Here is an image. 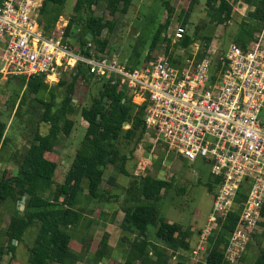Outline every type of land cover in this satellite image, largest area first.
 Here are the masks:
<instances>
[{"label": "trees", "instance_id": "1", "mask_svg": "<svg viewBox=\"0 0 264 264\" xmlns=\"http://www.w3.org/2000/svg\"><path fill=\"white\" fill-rule=\"evenodd\" d=\"M5 0H0V5ZM135 0H77L73 15L68 19L65 29V43L74 49L81 50L85 56H90L91 50L87 48L92 43L97 54L110 53L111 42L109 37L103 38L107 31L113 34L117 25L119 14H128ZM67 0H44L41 9L40 23L47 35L56 32L57 24L61 17ZM251 8L247 19L241 24L237 36L236 45L247 51L259 35L264 31V0H245ZM198 0H190V7L180 10L181 25L188 28L192 25L191 17ZM105 4L106 14L97 15L96 9ZM169 16L165 24H161L155 33L150 45L152 56L147 55L142 60V55L136 52L130 58L129 69L134 70L140 65L147 66L157 59L160 45H167L168 53H171L172 61L176 56L183 60L191 57L188 49L197 45L201 33L206 28L197 26L194 34H186L178 43L173 44L166 32L174 22L176 10L166 2ZM206 7L210 24L226 26L234 18V5L231 0H207ZM96 8V9H95ZM77 30V31H75ZM205 42L201 48L197 60L202 61L212 48L214 38L202 36ZM172 47L186 49V52L176 54L170 52ZM178 63L181 62L177 60ZM5 77L1 73L0 77ZM68 76V77H67ZM11 77V76H10ZM20 81L23 87L22 94L14 93L16 100L8 106L15 111V117H22V108L32 98L38 105L46 108L41 118V123L49 125V133L43 135L38 125L33 131L32 141L24 153L18 154L19 170L17 173L9 172L0 177V203L9 200L18 203L25 200V210L16 214L11 225L4 233L8 239L7 246L0 247V264H3L4 256L11 254V262L16 258L14 242L22 243L29 229H37V238L30 250V264H78L82 251H78V244L71 235V227L82 221L84 210H80L79 200L85 191L92 201L99 204H108L119 199V196L111 195L113 188L118 187V177L110 175L114 170L119 175L131 179L125 189V202L122 207L125 219L122 225L123 238L121 245L127 246L130 258L124 264H189L190 254H194L191 240L200 235L204 226L193 225L185 228L183 225L170 222L161 215L159 203L173 187L171 181L156 175L137 177L135 170L136 152L146 135L145 106L136 105L129 93L120 84H112V81L96 79L85 65H78L77 69L65 74L58 84L51 85L46 82V77H12ZM54 80V78L52 77ZM100 84L98 95L93 97L88 107H83L81 116L88 124L86 135L77 150L70 167L66 173L64 183L56 182V174L61 165L62 157L56 148L63 137H70L76 129V121L73 116L77 112L75 101L79 83L92 84L93 81ZM58 90H62V101L58 103ZM41 98H48L44 101ZM8 142V124L0 119V152ZM159 155H164L162 152ZM156 155L154 166L158 167L160 160ZM221 179L212 176L206 183L208 192L216 200ZM185 188H178V194L186 193ZM247 195L244 188L239 192L238 205L246 201ZM242 212L239 206L226 220L220 219V226L209 239L206 257L197 264H231L226 259V249L230 245L231 234L238 226ZM263 221L259 228H264V206L262 208ZM157 229L156 239L153 242L150 236L151 228ZM196 228V232L193 228ZM255 232H253L252 236ZM110 235L105 234L100 243L92 247L89 244L82 245L81 250L94 248V253L99 259L111 256L109 246ZM247 253L242 256L238 264H246L250 249L247 245ZM253 264H264V248H259ZM170 252V253H168ZM246 252V251H245ZM107 264H119L118 260L111 259Z\"/></svg>", "mask_w": 264, "mask_h": 264}, {"label": "built area", "instance_id": "2", "mask_svg": "<svg viewBox=\"0 0 264 264\" xmlns=\"http://www.w3.org/2000/svg\"><path fill=\"white\" fill-rule=\"evenodd\" d=\"M43 4L44 0H5L0 5L1 73L44 75L54 85L83 64L96 78L122 85L136 105L146 108V135L139 150H149L153 159L159 151L190 163L203 159L211 175L222 181L199 250L206 252L211 235L221 228L220 219L242 207L225 252L228 262L238 264L263 221L264 31L247 51L232 45L219 54L211 48L198 61L197 44L191 47V57L176 56L173 62L171 53L164 51L147 66L130 70L110 54H97L92 43L87 46L90 56L65 43L68 20L59 21L57 31L47 35L40 23ZM187 33L176 23L168 38L175 44ZM179 51L183 55L186 49ZM146 172L147 163L140 162L135 175L145 177ZM242 188L247 198L238 205Z\"/></svg>", "mask_w": 264, "mask_h": 264}, {"label": "rangeland", "instance_id": "3", "mask_svg": "<svg viewBox=\"0 0 264 264\" xmlns=\"http://www.w3.org/2000/svg\"><path fill=\"white\" fill-rule=\"evenodd\" d=\"M76 1L67 0L60 22L62 19L67 21L74 14L73 10ZM244 1L231 0V3L234 5L233 20L226 26H215L210 24L208 9L206 7L207 0H198L190 20L192 25L187 28V34H194L197 26L203 27L205 25L206 28L201 33V38L197 44L202 48L205 44L202 36H212L214 38L212 48H215L219 54L226 52L232 45H236L241 24L246 21L247 15L251 11V8ZM166 2L170 3L176 10L173 19L174 22L170 28L176 23L182 24L180 22V10L183 7L184 9L189 8L190 0H135L128 14H119L117 16V25L113 34H109L107 31L103 34V38L109 37L110 39L111 51L109 54L111 57H115L121 63L129 66L132 63L130 62V58L136 52L141 53L142 60L147 55L152 56L153 53L150 52L152 39L160 25L165 24L169 16L168 8L165 5ZM105 9V4L96 9L97 15L106 14L108 19L111 20V16ZM169 30L166 32L167 35L169 34ZM179 50L181 49L172 47L170 52L180 54L181 52ZM164 51L168 52L166 44L160 45L158 55ZM188 51H192V49L190 48ZM3 66V61L0 59V69ZM96 79L99 81V78ZM3 82L5 86L0 87V119L8 124V142L6 149L13 155V159L7 164V169L17 173L20 160L18 154L24 153L31 143L33 131L40 125L43 135H47L49 133V125L40 122L46 112V108L38 105L31 97L28 98V102L22 108V117H15V111L13 109L6 110V106L8 104L10 105L17 98L14 93L22 94L23 87L20 81L12 79V77H5ZM100 84L94 80L92 84L86 85L81 82L78 85L77 99L75 101L77 112L73 116V119L77 123L76 129L68 139L61 138L59 142V146L64 148L62 152L64 153L65 160L67 155H72L71 158H74L85 138L87 129L85 125L88 124L83 121L81 110L83 107L91 105L93 97L98 95ZM58 96V103H60L62 101V90H58ZM41 99L46 102L48 101V98ZM157 159L160 160L158 167H155L152 163L147 164V172L145 174L156 175L173 183L172 189L165 193L164 198L159 203L161 215L170 222L181 224L185 228H188L195 222L199 227L205 226L214 206L213 197L206 187V183L212 178L211 166L203 159H198L196 162L190 163L187 160L171 154H168L167 157L166 155H160ZM167 167L170 169L168 168V170L163 171L162 168ZM66 173V166H61L56 174V182H64ZM182 187L187 190L186 193L178 194L177 189ZM20 215L22 216V214ZM196 228H193L195 232ZM37 232L36 228L28 230L25 236L26 245L30 247L34 246ZM156 234L157 229L154 227L151 228V238L156 239ZM161 245L163 244L161 243ZM191 245L195 251L193 255H189V264H197L199 261H203L206 253L199 250L200 238L198 240L197 237L192 239ZM262 247L264 248V228H259L255 231L250 241V249L248 251L250 254L247 256V259L253 260V256L256 257L260 252L259 248ZM192 259L194 260L191 261ZM172 263L176 264L177 260H172Z\"/></svg>", "mask_w": 264, "mask_h": 264}, {"label": "crops", "instance_id": "4", "mask_svg": "<svg viewBox=\"0 0 264 264\" xmlns=\"http://www.w3.org/2000/svg\"><path fill=\"white\" fill-rule=\"evenodd\" d=\"M4 79L5 77L0 78V87L5 86V83L3 82ZM6 110H9L8 106H6ZM85 127L87 128L88 125H85ZM62 149L64 148H61L58 144L56 150L62 157L60 167L65 165L68 171L70 164L73 160L71 158L72 155L71 156L67 155L65 160ZM159 153L161 152L159 151ZM12 159H13V155L9 150L6 149V147L1 149L0 177H2L3 174L6 173L7 171L12 172L7 169V164ZM136 159L138 165L140 162H145L147 164H151V163L154 164L155 161V159L151 157L149 150L145 152L138 150L136 152ZM168 168L169 167L162 169L163 171H166L168 170ZM110 175H115L118 177V187L113 188L111 195L119 196V199L112 200L108 204H99L98 202L92 201L90 199L88 195V191L85 188V191L83 192L79 200L78 208L80 210H84L85 212L83 213L82 221L78 225L71 227V235L78 244L79 247L78 251H82L81 260L78 262V264H107L111 261V259L118 260L119 264H124V262L130 258L127 246L121 245V240L124 236L122 231V225L125 219V213L123 212L122 207L124 206V202L126 199L125 189L129 186L131 179L119 175L114 170L110 173ZM60 183H64V182H60ZM19 203L20 202L15 203L14 201L11 200L5 203H0V247L8 245V239L5 237L4 233L11 225L14 216L16 214H21L23 212L19 208L20 206ZM105 234L110 235L109 246L111 247L112 251H111V256L109 258L106 257L104 259H99L94 253V248H90L89 250L88 249L81 250L82 245L89 244L90 240L92 247H95L93 245L96 243H100ZM151 240L161 245V243H159L157 239L151 238ZM14 245L17 247V249H16V258L12 264H30L29 262L30 250L33 246L30 247L26 245L25 240L22 243L14 242ZM11 257H12V253L5 255L3 264H10ZM255 259H256L255 256H253V260L247 259L246 264H253ZM193 260L194 259H192L191 261Z\"/></svg>", "mask_w": 264, "mask_h": 264}, {"label": "water", "instance_id": "5", "mask_svg": "<svg viewBox=\"0 0 264 264\" xmlns=\"http://www.w3.org/2000/svg\"><path fill=\"white\" fill-rule=\"evenodd\" d=\"M75 31H77V30H75ZM25 200H26V198H24L22 201H20V206H19V208H20V210L21 211H24L25 210Z\"/></svg>", "mask_w": 264, "mask_h": 264}]
</instances>
